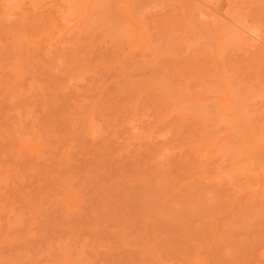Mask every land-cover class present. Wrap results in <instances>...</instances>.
I'll return each instance as SVG.
<instances>
[{
    "label": "rangeland",
    "instance_id": "rangeland-1",
    "mask_svg": "<svg viewBox=\"0 0 264 264\" xmlns=\"http://www.w3.org/2000/svg\"><path fill=\"white\" fill-rule=\"evenodd\" d=\"M0 264H264V0H0Z\"/></svg>",
    "mask_w": 264,
    "mask_h": 264
}]
</instances>
